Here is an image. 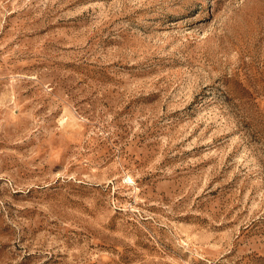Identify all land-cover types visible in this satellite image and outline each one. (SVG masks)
<instances>
[{"label": "rangeland", "instance_id": "374dc122", "mask_svg": "<svg viewBox=\"0 0 264 264\" xmlns=\"http://www.w3.org/2000/svg\"><path fill=\"white\" fill-rule=\"evenodd\" d=\"M0 264H264V0H0Z\"/></svg>", "mask_w": 264, "mask_h": 264}]
</instances>
